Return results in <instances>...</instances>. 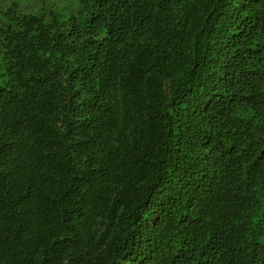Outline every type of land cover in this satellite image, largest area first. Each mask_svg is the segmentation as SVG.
<instances>
[{"label": "trees", "instance_id": "trees-1", "mask_svg": "<svg viewBox=\"0 0 264 264\" xmlns=\"http://www.w3.org/2000/svg\"><path fill=\"white\" fill-rule=\"evenodd\" d=\"M0 0V264H264V0Z\"/></svg>", "mask_w": 264, "mask_h": 264}, {"label": "rangeland", "instance_id": "rangeland-1", "mask_svg": "<svg viewBox=\"0 0 264 264\" xmlns=\"http://www.w3.org/2000/svg\"><path fill=\"white\" fill-rule=\"evenodd\" d=\"M23 10L28 12H42L49 8L59 6L64 12L67 11L68 3H63L61 0H17Z\"/></svg>", "mask_w": 264, "mask_h": 264}]
</instances>
